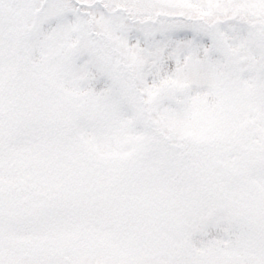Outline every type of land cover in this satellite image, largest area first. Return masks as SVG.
Returning a JSON list of instances; mask_svg holds the SVG:
<instances>
[{
    "label": "snow or ice",
    "instance_id": "obj_1",
    "mask_svg": "<svg viewBox=\"0 0 264 264\" xmlns=\"http://www.w3.org/2000/svg\"><path fill=\"white\" fill-rule=\"evenodd\" d=\"M0 264H264V0H0Z\"/></svg>",
    "mask_w": 264,
    "mask_h": 264
}]
</instances>
